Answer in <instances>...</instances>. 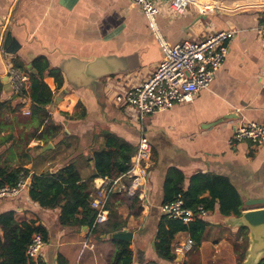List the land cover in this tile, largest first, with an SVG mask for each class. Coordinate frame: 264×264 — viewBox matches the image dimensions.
<instances>
[{
  "label": "crops",
  "instance_id": "crops-1",
  "mask_svg": "<svg viewBox=\"0 0 264 264\" xmlns=\"http://www.w3.org/2000/svg\"><path fill=\"white\" fill-rule=\"evenodd\" d=\"M158 5L157 23L169 45L228 28L236 33L207 89L188 101L137 119L112 101L110 88L117 80L116 88L142 81L162 58L158 42L137 6L128 0H0V99L11 97L10 84L5 80L9 62L35 72L41 57L48 71L58 70L62 77L59 88L53 76L45 79L53 92L47 109L53 121L62 125L60 138L48 142L52 147L45 151L38 141L21 151L15 146L17 138L10 137L0 146L1 158L27 168L29 175L55 172L73 162L85 180L93 173L89 158L102 146L105 131L135 147L141 136L147 137L151 146L148 167L121 180L125 185L122 192L138 193L140 214H131L126 203L116 204L114 195L121 192L114 193L109 203L125 220L123 230L132 232V264L157 258L153 241L169 169L180 170L185 185L197 173L225 177L242 199V210L252 207L245 205L248 200L264 201V144H228L238 124H264V43L255 32L256 25L264 20V0H191L182 15L168 13L169 1H159ZM95 61L99 64L94 65ZM103 72L106 74L93 77ZM82 74V84L77 83L76 77ZM23 102L22 109L28 108L29 98L24 97ZM79 102L82 116L75 108ZM21 127L13 125L0 132V137L14 134ZM37 145L42 146L34 148ZM99 178L90 181L93 192ZM28 186L14 197L0 198V214L13 211L17 220H35L45 228L40 263L57 264L58 254L68 264L108 263L114 245L109 234H100L107 220L96 226L97 232L61 225L59 209L40 207L31 200ZM218 206L217 202L214 210L202 216L207 222L203 240L189 251L176 253V264L238 263L234 247L242 244L244 232L226 225ZM188 237L185 231L175 234L174 253V248Z\"/></svg>",
  "mask_w": 264,
  "mask_h": 264
},
{
  "label": "trees",
  "instance_id": "trees-1",
  "mask_svg": "<svg viewBox=\"0 0 264 264\" xmlns=\"http://www.w3.org/2000/svg\"><path fill=\"white\" fill-rule=\"evenodd\" d=\"M35 72H28V85L15 99L12 95L7 100L0 99V132L7 131L14 126L18 128L14 134L8 133L0 137V146L4 145L10 137L17 138L16 148L23 151L28 149L30 142L38 141L42 145L56 141L61 136L62 125L53 121L48 111L53 92L46 84L45 79L53 76L56 88L62 85V77L58 70L48 71V65L43 58L37 59ZM17 66V65H15ZM0 84V94H1ZM28 97L30 104L28 114H23L21 108L24 102L21 98ZM80 116L83 115V106L79 102L75 106ZM14 131V128H13ZM37 145L34 148H39ZM11 148V146H7ZM136 147L130 142L105 131L103 133V144L96 150L89 160L93 161V173L90 178L82 180L73 162L59 168L55 172L44 171L40 174H30L29 170L22 165L13 166L9 159L0 156V186L14 185L20 178L29 181L28 193L31 200L45 209H59L58 221L61 225L88 226L92 227L95 211L90 207V197L93 187L90 181L94 177L115 178L126 173L131 167L132 156ZM185 177L178 169H169L163 183V194L161 204L174 201L178 195L183 200V206L194 212V219L188 224L179 219L161 214L156 225L153 241L156 259H150L145 264H176L178 255L173 251V238L176 233L185 231L199 245L203 240V233L207 222L198 211L201 206L205 211H212L218 202V211L222 215L239 216L242 211V199L230 184L228 179L211 173H197L189 177L187 185L184 184ZM204 193H207L204 196ZM113 196V195H112ZM111 196V198H112ZM108 202V223L105 230L100 234H111L124 231L126 222ZM117 205L126 203L131 214H140L141 201L138 193L129 195L126 192L114 195ZM160 204V205H161ZM40 233L46 240V230L43 226L36 224L35 220H17L13 211L0 214V264H27L25 250L30 243L34 233ZM97 232V231H96ZM244 232L241 245H235L237 261L239 264L243 258L247 246V230L239 228V233ZM114 250L107 264H132L133 253L130 243L119 239H111ZM57 264H68L67 260L60 254L56 258ZM42 264V263H40ZM187 264V263H183ZM260 264H264V258Z\"/></svg>",
  "mask_w": 264,
  "mask_h": 264
},
{
  "label": "built area",
  "instance_id": "built-area-1",
  "mask_svg": "<svg viewBox=\"0 0 264 264\" xmlns=\"http://www.w3.org/2000/svg\"><path fill=\"white\" fill-rule=\"evenodd\" d=\"M137 6L145 16L148 26L153 33L162 51V58L142 81L131 85L116 88L117 81L110 84L111 98L114 103L124 107L137 119H143L158 111L170 108L174 103L192 99L200 90L207 89L213 80L216 71L221 67L228 52L229 41L236 30L228 28L206 34L197 40L186 39L179 44L169 45L162 35L157 23L159 1L163 0H128ZM169 1V14L182 15L185 13L191 0H165ZM255 32L264 43V20L260 21ZM6 77L10 84L11 95L16 96L27 87L28 74L22 68L12 63L7 64ZM109 85V84H108ZM24 98H21L23 101ZM28 108L22 113L28 114ZM248 141L253 145L264 144V124L247 121L238 124L228 139L232 147L238 143ZM151 158V146L146 136H141L137 142L136 152L132 156L131 167L126 173L115 178L100 177L95 183V189L90 197V207L95 211L92 227L104 223L108 216V202L114 193L125 189L122 178L132 177L135 172L143 173L148 167ZM27 178H20L14 185L0 186V198L14 197L28 186ZM139 196V195H138ZM139 198V197H138ZM141 200V199H140ZM160 212L171 218L179 219L188 224L195 215L193 210L183 206L180 195L168 203L160 205ZM201 215L205 210L198 207ZM45 245L40 233L31 236L25 254L27 264H40L42 250ZM194 241L188 237L184 244L174 248L175 253L189 251Z\"/></svg>",
  "mask_w": 264,
  "mask_h": 264
},
{
  "label": "water",
  "instance_id": "water-1",
  "mask_svg": "<svg viewBox=\"0 0 264 264\" xmlns=\"http://www.w3.org/2000/svg\"><path fill=\"white\" fill-rule=\"evenodd\" d=\"M98 65V61L93 63ZM88 66L92 67V63ZM106 72L94 75L93 77H101ZM70 77V76H69ZM72 78V77H71ZM84 78L83 74L80 77H76L77 83H81ZM7 77H5V80ZM8 81V79H7ZM10 91V90H9ZM12 98L15 99L16 95L13 94ZM52 145L47 143L42 147V151L51 148ZM264 201L253 199L245 202V205L252 206L251 208L242 210L239 216H226L224 217V223L230 227L245 228L247 230V246L243 254V258L239 264H260L264 258ZM89 228L82 226L81 231L87 233ZM111 239H119L131 243L132 232L131 231H118L109 234Z\"/></svg>",
  "mask_w": 264,
  "mask_h": 264
},
{
  "label": "rangeland",
  "instance_id": "rangeland-1",
  "mask_svg": "<svg viewBox=\"0 0 264 264\" xmlns=\"http://www.w3.org/2000/svg\"><path fill=\"white\" fill-rule=\"evenodd\" d=\"M22 109V108H21ZM25 115V114H24ZM116 210V209H115ZM117 211V210H116ZM117 214H118V211H117ZM98 234V233H97Z\"/></svg>",
  "mask_w": 264,
  "mask_h": 264
}]
</instances>
